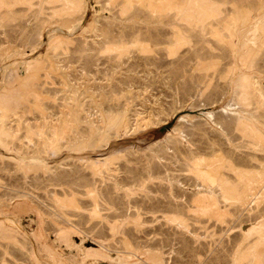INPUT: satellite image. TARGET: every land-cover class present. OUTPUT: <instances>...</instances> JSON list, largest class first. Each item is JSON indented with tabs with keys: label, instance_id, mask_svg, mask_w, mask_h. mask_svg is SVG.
I'll return each instance as SVG.
<instances>
[{
	"label": "rangeland",
	"instance_id": "obj_1",
	"mask_svg": "<svg viewBox=\"0 0 264 264\" xmlns=\"http://www.w3.org/2000/svg\"><path fill=\"white\" fill-rule=\"evenodd\" d=\"M263 106L264 0H0V264H264Z\"/></svg>",
	"mask_w": 264,
	"mask_h": 264
},
{
	"label": "bare ground",
	"instance_id": "obj_2",
	"mask_svg": "<svg viewBox=\"0 0 264 264\" xmlns=\"http://www.w3.org/2000/svg\"><path fill=\"white\" fill-rule=\"evenodd\" d=\"M0 112H1V110H0ZM0 119H1L0 120V140H1V138H4V137L14 136V133L6 128L8 119H6L1 114H0ZM110 122H111V125H113V127L116 128L119 131V130H121V125L123 124V122H125V120H124L123 117L114 116V117L111 118ZM51 130H52V134L54 133L53 134L54 137L52 139V141H54V140H56V137H57V134H58V132H57L58 130L57 129H51Z\"/></svg>",
	"mask_w": 264,
	"mask_h": 264
}]
</instances>
